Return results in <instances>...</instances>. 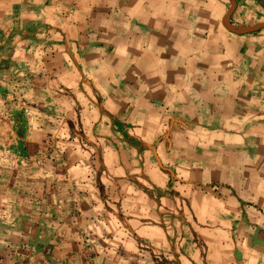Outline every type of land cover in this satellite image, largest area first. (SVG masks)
I'll list each match as a JSON object with an SVG mask.
<instances>
[{
	"label": "crops",
	"instance_id": "1",
	"mask_svg": "<svg viewBox=\"0 0 264 264\" xmlns=\"http://www.w3.org/2000/svg\"><path fill=\"white\" fill-rule=\"evenodd\" d=\"M229 8L0 0V264H264V29Z\"/></svg>",
	"mask_w": 264,
	"mask_h": 264
},
{
	"label": "water",
	"instance_id": "2",
	"mask_svg": "<svg viewBox=\"0 0 264 264\" xmlns=\"http://www.w3.org/2000/svg\"><path fill=\"white\" fill-rule=\"evenodd\" d=\"M229 2H230V8L224 19V25L228 30L236 34L243 35V34H249V33L257 32V31L264 29V22L257 23L251 26L233 24L231 22V18L236 8L237 2L236 0H229Z\"/></svg>",
	"mask_w": 264,
	"mask_h": 264
}]
</instances>
